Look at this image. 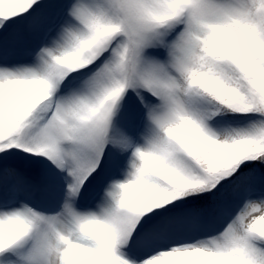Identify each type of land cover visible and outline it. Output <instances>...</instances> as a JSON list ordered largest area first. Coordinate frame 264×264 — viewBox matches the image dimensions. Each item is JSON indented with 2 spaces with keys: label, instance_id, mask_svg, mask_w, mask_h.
Returning <instances> with one entry per match:
<instances>
[{
  "label": "snow or ice",
  "instance_id": "snow-or-ice-1",
  "mask_svg": "<svg viewBox=\"0 0 264 264\" xmlns=\"http://www.w3.org/2000/svg\"><path fill=\"white\" fill-rule=\"evenodd\" d=\"M0 264H264V0H0Z\"/></svg>",
  "mask_w": 264,
  "mask_h": 264
}]
</instances>
